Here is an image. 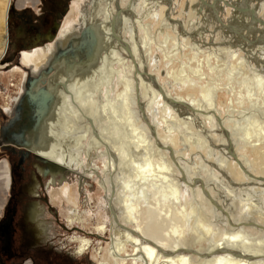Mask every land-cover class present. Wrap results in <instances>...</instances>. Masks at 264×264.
I'll list each match as a JSON object with an SVG mask.
<instances>
[{"label":"bare ground","instance_id":"bare-ground-1","mask_svg":"<svg viewBox=\"0 0 264 264\" xmlns=\"http://www.w3.org/2000/svg\"><path fill=\"white\" fill-rule=\"evenodd\" d=\"M85 1L72 2L69 14L62 26L60 25L61 28L59 27L58 41L65 43L80 26L91 22L99 38L100 48H106L109 61L117 65L115 70L112 68L109 72L105 71V74L101 72L94 74L83 80L78 87L73 85L74 87L67 88L72 90L67 92L68 99L78 98L81 104V107L79 105L74 107L73 128L75 129L77 124L76 118H79L81 120L79 127H83L82 139L87 143L90 141V144L88 150H85L86 146L83 148L85 158L79 160L76 153L78 163L68 158L66 165L75 172L74 182L79 184L82 191L87 193L85 185L88 180H92L104 192V200L99 203V209L104 211L107 222L96 225L94 234L102 235L109 230L110 238L102 249V254L98 252L91 257L95 264H264V128L252 127L254 124L250 122L246 137H243L246 140L240 141V138L238 147L232 132L234 129L232 125L236 128L237 121H232L233 117L226 122L223 119L225 122L223 128L220 118L223 116V110L221 112L218 109L222 108L218 103L219 94L223 91L226 93L227 90V93L232 95V92H235L232 85L234 81L242 85L237 95L246 93L240 96L243 97L241 101L238 99L237 105L248 102L254 106V102L261 97L264 100V79L261 78L259 69L250 63H254L253 50L258 48L254 49L251 46L249 49V46L247 48L246 44L241 42H237L236 46L219 48L217 54L207 53L204 63L198 62L199 58L197 59L199 74L191 75L185 68H181V74L184 75H180L179 79H175L176 82L169 84L170 80L166 78L170 79V66L177 60V55L182 53L181 49L186 47L175 41L178 22L175 15H181V10L180 12L176 10L181 5L179 0H118L117 3L115 0H95L91 2L92 7L88 0L86 14L82 11V6L80 7ZM211 1H217L215 7L212 4L210 8L214 11L217 23L229 29L230 27L223 22L222 15L232 12L227 8L233 7L235 2L231 4L232 1H229L228 4L224 0ZM256 1L263 6L264 0ZM186 3L188 26L187 29L186 26L184 30L182 29V32H185L182 35L184 41L187 40L188 43H185L189 44V51L195 60L199 55H205L203 50L205 46L198 44V39H206L208 32L206 29L201 30L204 27L199 29L197 25L195 26L193 20H203L204 16L207 17V12L211 10L207 9L205 12V6L209 7L212 2L186 0ZM258 3H253L249 7H259ZM9 4L10 0H0V60L8 46L6 20ZM249 7L245 11L249 12L246 20L241 19V22L253 25L252 27L259 26L261 28L258 31L264 32V26L252 19L250 10L254 9ZM105 8L106 14H103ZM242 8L238 7L237 10ZM118 10L120 14L117 17ZM259 10L257 14L254 12L255 16L264 21V7ZM73 13L77 14L75 18L71 16ZM232 14L233 19L240 18L241 15ZM206 17L204 21L207 20ZM113 19L115 24L111 28ZM148 19L163 27V37L160 38V35L159 43H156L158 38L151 35L154 33L151 32L152 27L145 23ZM195 28L199 30L194 33ZM8 37L7 30V43ZM153 45L155 49L151 47ZM53 49L54 46L48 44L42 48L22 52L21 56H18L20 62L18 58L16 65L21 64L30 68L32 73H37L46 65ZM222 51L228 55L226 60L222 59ZM244 51L246 56L242 53ZM182 57L185 58V55ZM212 57L223 62L221 66L231 67L225 71L227 74L224 77V83H227L224 85L225 90L217 84L221 82L219 73H222L223 69L221 66L211 65ZM165 63L169 64V69L165 67V76H162L160 68ZM190 66L188 68L191 70ZM24 69L27 76L32 75L29 69ZM204 69L209 71V75ZM237 72H240L239 81L236 80ZM23 74L24 80L25 73ZM101 76L109 81V90L102 80L103 77L98 80ZM196 76L212 83L208 95L202 94L200 96L202 99L198 100L192 97L197 89L194 78ZM88 81L92 87L89 91L82 87ZM111 103L116 113L113 119H109L107 111ZM116 115H119L120 122ZM180 116L185 117L183 120L189 121L191 127L200 122L202 126L199 127L205 131V127H208L211 133L214 130L210 127L214 128L216 121L227 144L218 145L223 149L214 152L216 147L211 143L214 146L213 150L210 149L209 156L213 157L214 162L217 161V157L219 158L217 153L223 154L225 158L222 157L214 165L205 157L202 158L204 163L195 164L191 161L192 163L186 164L177 150L180 131L175 132L173 127L177 126L176 121H182ZM100 117H104L106 121L102 123V127L106 124L111 126L104 130L107 136H102L97 131L96 121L100 125ZM112 124L114 126L116 124V128L121 132L122 138L118 143L113 142ZM89 131H92V134H89ZM161 131H165L163 136ZM217 135L214 132L210 137L214 141H219ZM193 136L194 134H191L183 141L191 144ZM197 136L193 137L195 146L202 147L203 141ZM206 147H202L203 150L206 151ZM51 157L55 158L56 155ZM206 164H211L216 171L204 166ZM219 175L228 180L224 182L225 186L220 182ZM215 178L217 180L219 178L221 184L218 181L216 183ZM78 192L80 194L81 191ZM85 192L84 201L88 203V193ZM51 196L57 197L67 205L65 215L68 224L78 222L82 226L86 212L78 209L79 199L74 184L73 186L69 183L62 184L51 193ZM232 208L237 210V215ZM258 236L262 237L257 238ZM74 240H79L80 245L73 254H84L90 244L89 240L79 238Z\"/></svg>","mask_w":264,"mask_h":264},{"label":"flooded vegetation","instance_id":"flooded-vegetation-1","mask_svg":"<svg viewBox=\"0 0 264 264\" xmlns=\"http://www.w3.org/2000/svg\"><path fill=\"white\" fill-rule=\"evenodd\" d=\"M72 2L73 0H40L37 11L26 10V8L12 9L10 13L14 21L12 27L15 26L17 35L22 36L23 40L16 50V64L22 52L42 48L48 44L54 46L52 54L54 53L55 44L59 42V27L61 28L69 14ZM47 20L50 21L48 27H46ZM16 23L21 24L18 29ZM8 26L7 16L6 46L8 45ZM21 26L25 28L24 31ZM79 29L75 34L79 32ZM24 39H30L32 43L27 45ZM51 41L54 42L49 43ZM97 41L99 42L98 37ZM108 57L107 49L99 47L92 60L85 62L87 66L83 67V70L74 68L66 69L68 72H65L61 64L56 71L49 73L44 84L35 86L33 98L20 99L26 87V73L18 96L9 107L0 108V158H4L2 160L4 162L0 165H4L7 169L4 180L7 190L0 204V264H85V261L86 264H95L88 253L86 256L75 255L73 254L75 250L72 252L71 245H67V234L84 233L83 228L68 224L65 218L67 205L53 198L51 193L62 184L69 183L72 186L74 184L79 199L78 209L82 210L86 204L84 191L79 188L78 183L75 184V172L71 170L72 168H68L66 161L69 158L70 161L77 162L76 153L79 155V160L85 158L83 148L86 146L85 150H88L90 141L87 143L82 139L83 127H79L81 123L79 118H76L77 124L75 129L73 128L74 107L78 105L81 107V104L78 98L68 99L67 92L72 90L67 88L79 85L94 74L100 72L105 74L112 68L115 70V65L109 61ZM20 67L29 69L32 75L36 74V72L32 73L28 67L21 64ZM102 77L109 90V81H106L104 76L99 77L98 80ZM82 87L88 91L92 88L89 81ZM42 88L44 90H41ZM38 92L42 93L41 98L37 97ZM43 94L46 95L43 96ZM74 94L75 92L72 96ZM107 111L109 119L115 118V107L112 103ZM68 112L70 114H67ZM116 117L120 122L119 115ZM99 122L100 125L96 121L98 133L107 136L104 130L111 126L106 124L102 127V123L106 122L104 117H100ZM117 130L116 124L113 125L111 131L114 132V143H118L122 138L121 132ZM89 134H92V131H89ZM52 155L56 157L52 158ZM74 167L76 168V165ZM91 183L94 182L87 181L86 186L91 188ZM78 191H81L80 194ZM109 232L108 237L92 233L88 235L101 238L106 244L109 241Z\"/></svg>","mask_w":264,"mask_h":264},{"label":"rangeland","instance_id":"rangeland-1","mask_svg":"<svg viewBox=\"0 0 264 264\" xmlns=\"http://www.w3.org/2000/svg\"><path fill=\"white\" fill-rule=\"evenodd\" d=\"M39 1L40 0H10V4H9V8L10 9L8 8L7 16H8V12L11 13L13 8L14 9H23V8H26V10H33L34 9L35 11H37V9L40 7L39 6ZM179 1H180L181 5H179L176 10H178L179 12L181 10V15H178V16L175 15V18L178 21L177 22V25H176L177 26V29H176L175 41L177 43H179L180 45H184L186 47L183 48V49H181V52L182 53H179V55H177V57H176L177 60L173 61L175 63L172 62V65L170 66L171 67L170 69H169V64H166L167 62L165 63V65L161 66V68H160V71H162V72H160L162 74V76L165 74V69H164L165 67L166 68L168 67V69L170 70V72H171V75L169 77L170 79L166 78L167 80H170V81H168L169 84L176 82L177 79H179L182 75H184L183 73L181 74V68H185L186 72L189 73V74L191 73V75H192V73L193 74L194 73H198L199 74V69H198L197 63L200 62V61L203 62V60H205V57H206L207 53L208 54L209 53H213L214 54V52H215V54H217L219 48H222V47L224 48V46H227L228 47L229 45L230 46H234V45L236 46L238 44L237 42H239V43L241 42V43L246 44L247 48L249 46V49L251 48V46L254 47V49L258 48L257 50H253L254 56H255L254 57V59H255L254 60V63H252V62H250V63L253 64L254 67H256V68L259 69V71H260L259 73H261V78L264 79V32L258 31V29L261 28L259 26L252 27L253 25H246L245 23H242L241 22V19L242 20H244V19L246 20V16H248L247 14H249V12H245V11L242 12L241 10H237L238 7H241L242 8V7H245V5L247 7H249V6H252L251 4H253V3L254 4H257L258 2L256 0L255 1L254 0H252V1L249 0L250 3H249L248 0H247V2H246V0H224L228 4H229V1H232V3L230 2L231 4H233V1H234L236 4L234 3V6L233 7H235V5H236L235 8L237 10L236 11L235 8H233L231 6V7L227 8V9H229L232 12H229V10H228L229 13H226L225 15H222L223 16L222 19L224 20L223 22L226 23L227 27L228 26L230 27L229 29L226 28L227 30L224 27H221V25L219 23H217L216 17L214 16V11H212V9H210L211 6H212V4H214V7H215V4H216L215 2H217V1H214L213 2L211 0H207V3H211L212 2L211 5H209V7L207 5L205 6L206 7L205 8V12H207L206 11L207 9L211 10L209 13L207 12V14H208L207 17H209L211 15L210 18H207L206 16H204V18L206 17V19H207L206 21H204V18H203V20L202 19L193 20V22H195V26L197 25L199 29H201L202 27H204L201 30L206 29L207 32H208L206 39H203V40L198 39L199 40L198 44L202 45L203 47L205 46L204 49H203L205 55H199L195 60H194L193 56L191 55V53L189 51V48H188L189 47V44H186V43H188L187 40L184 41V37L182 35V34H185V32H182V29L185 26H186L185 29H187V26H188V24H187L188 19L186 18L188 16L187 15L188 13H186L187 11L185 10L187 8V6H188V3H186V0H179ZM260 3H261V1H260ZM71 4H70V6H71ZM263 7H264V4H263V6H262V4H259V7H251V8L249 7V9H254L253 11L257 14V12L260 11L259 8L262 10ZM102 13L103 14H106V8L102 11ZM190 13H192V12H190ZM232 13H237V14L240 13L241 14V15L239 14L240 15L239 16L240 18L233 19V14ZM76 15H77L76 13L75 14L73 13L71 16H73L75 18ZM103 17L104 16H102V18ZM150 21L151 20L148 19V20H146L145 23L152 27V28L150 27L151 28V32L154 31V33L152 32L151 35H153L155 38H158L157 40L155 38L154 39L156 40V43H159L158 40H159L160 35H161L160 38L163 37V34H162L163 31H164L163 30V27L159 23H154L153 21H151V22ZM6 22H7V20H6ZM13 24H14V21L11 19V16L9 14V17H8L9 42H8L7 50H6L5 54L3 55L2 59L0 60V108H2V109H6L7 107H9L10 104H12V101L18 96L19 90H20V87H21V84L24 81L23 80V75H24L23 73L26 74L25 69L22 68V67H20V66H17L16 65V62H15L16 61V58H15V56H16V50L23 43V40L21 39L22 36H18L17 35V30H16L15 26L12 27ZM49 24H50V21L47 20L46 27H48ZM20 25H21L20 23H16L17 29L20 27ZM198 28L193 29V32L195 33L196 31H198L199 30ZM22 29H23L22 31L25 30L24 27H22ZM154 29H156V30H154ZM231 29H233V30H231ZM158 31H160V33H158ZM190 31L192 32V29H190ZM236 31H238V33ZM158 34H159V36H158ZM181 39H183V40H181ZM95 40H96V38L95 39L93 38V41H95ZM24 42L27 45H29V44L32 43V40H30V39H24ZM227 42H230V43L228 44ZM151 47L152 48L154 47V49H155V46L154 45L151 46ZM206 48H208V49H206ZM182 50H184V51H182ZM216 51H217V53H216ZM245 51L242 52V53H244V56L247 55ZM154 53L157 54L158 57L160 58V55L156 51H154ZM87 54L88 53H83L82 54V57H79V60L81 59V61H82V60H84L85 57H87V58H89L88 61H90L92 59L91 58V55L88 57ZM181 54L183 56L185 55V58L182 57ZM221 55H222V59H225V60L228 57V55H226V53L224 51H222V54ZM240 55H241V52H240ZM156 60H157V58H156ZM189 60H191V61H189ZM215 60H214V57H212V60H211L212 62L210 61L211 62V65L220 67L223 62H221L220 60H217V59H215ZM73 63H77L76 60H74ZM255 63L257 65H255ZM183 64H186V66L184 67ZM188 66L192 67V69H191L192 71L190 70V68H188ZM195 66H197V67H195ZM227 67L228 68H231L230 65L227 66ZM14 68H19V70H15ZM114 68L117 69V65ZM220 68L223 69V72L222 73H219V76H221L222 78L221 77L219 78V81H221V82H219L217 84L220 87H222L223 90H225V88H224L225 86L224 85H227V83H224V77L227 75L225 71H227L226 69H228V68H225L223 66H221ZM193 69L194 70L197 69V70L194 71ZM188 70H190L191 72L188 71ZM205 70L206 69H204V72L209 75V71H205ZM178 74H179V76H178ZM175 76H176V78H175ZM237 76L238 77L236 78V80L239 81L240 72H237ZM171 77H173V78H171ZM194 78L197 80V81L195 80L197 89H196L195 95L192 96V97H193V99H197V100L198 99H202L200 96L202 94L204 96L205 95L206 96L208 95L207 93L211 89L212 83L209 82L208 80L205 81V79L204 80L203 79H200L199 76L198 77L196 76ZM214 78H215V76H214ZM232 85L235 88V92L236 93L235 92L234 93L232 92V95H231V93H229V94L227 93V90H226V93L224 91H223L224 93L221 92L219 94V96H218V103L221 105L222 108H218V107L217 108L220 109L221 112L223 110V112H222L223 113V116L220 117L221 118V122H223V124L221 123V126L223 128H224L225 122L228 121V119H231L233 117L231 120L232 121H235V122L237 121V125H235L236 128L232 125V127L234 128V129H232V132H233L234 140L237 142V146L239 147L240 141L246 140L243 137H246L245 135L247 134L246 132H247V130L250 127V122H252V124H254L252 127L259 126L258 128H261V127L264 128V120H263L264 119V100L261 97L257 102H254V104H255L254 106H251V104L248 103V102H244L243 105H237L236 103L238 102V99L241 101V98L246 93L243 92L241 94L243 96L240 97L241 95L240 94L237 95V94H238V91H239L240 87L242 88V85L241 84H237L235 81L232 83ZM177 93L178 92H175V94H177ZM178 94H180V93H178ZM44 95H46V94H43V96ZM40 96H42V93L41 92H38L37 97L38 98H41ZM203 104H204V102H203ZM253 112H254V114H253ZM183 116H185V115H183ZM183 116H180V118H182V121H180V122L176 121L177 126H173V127H175L174 128L175 132L177 130L180 131V134H178V148H177V150L180 151V156H182V158L186 161V164H188L187 162H189V163H192L193 162L195 164L196 163H204L203 162V159H202L203 157L207 158V160H210L212 165H214V163L216 164L217 161H220L222 159V157H224V156H222L223 154H218V153L216 154L220 158L219 159L217 157V161L215 160L216 162H214L213 157H210L209 156L210 155L209 153L211 152L210 149L213 150V146L214 145L216 147V148L214 147L215 148L214 149V152H216V151H220L221 149H223V147H220L221 144L222 145L227 144L226 143L227 141L221 135V132L222 131L218 127V123H216V121H215L216 126H214V128L213 127H210L211 130H214L212 133L215 132L216 134H218L216 137H218L217 139L219 141H214V139H212V137H210V134L212 135V133H211L210 130H208L209 129L208 127L207 128L205 127L206 131L204 129H201L202 127H199V126H202V125L200 124L199 121H198L199 122L198 123L199 125L198 124H195V126L191 127L190 126L191 124H190L189 121L183 120L185 118ZM238 116H239L240 119L242 117V119L241 120L238 119ZM223 119H224L225 122L222 121ZM253 119H255V121H253ZM238 120H240V121H238ZM171 122H173V121H171ZM163 126H166V125L163 124ZM186 127H188L187 130H186ZM258 128H257V130H258ZM145 129H147V128H145ZM237 129H240V130H237ZM203 130L205 131V134H204V131ZM244 131H245V134H243ZM161 134L163 136L165 134V131H161ZM191 134H194L193 137H196L198 135L197 137L202 139V141H203V146L202 147H204V146L206 147L207 146L206 147V151L203 150V148L201 147V145L200 146L199 145L198 146L197 145L195 146V143H194L195 141L193 140L194 139L193 137H191L192 139L190 140L191 141V144L189 142H188L189 143L188 144V143H185L183 141L184 139H187L188 136L190 137ZM203 135L205 137L208 135L207 136L208 139H207V137L205 138ZM240 138H241V140L239 141ZM208 140H211V141H208ZM209 142H210V144H209ZM193 143H194V145H193ZM211 143L214 144V145H212ZM134 144H135V142H134ZM218 145H220V146H218ZM249 154H250V156H252L251 153H249ZM2 160H4V158H0V164H2L4 162ZM97 164H98V166H101V164H99V163H97ZM211 164H208V165L206 164L204 166H206L207 168H209L211 170H214V172H215L216 169ZM6 170L7 169H6V167L4 165L3 166L0 165V204H1V200H2L5 192L7 190V185H6L5 181H4L5 180V177L7 175ZM212 173H213V171H212ZM218 180H219V178H218ZM218 180H217V178H215L216 183H217ZM220 180L219 181L222 182L223 183L222 185H224V186H225V183L228 181L227 179H225L224 177H221V176H220ZM90 181H92V180H90ZM220 182H219V184H221ZM91 184H92V187L91 188H89L88 186H86L87 184L85 185V189H86V191H87L88 194L85 191L84 192H85V194H87V199H88V203L89 204L86 203L83 206L82 210H81L83 213L86 212V214L84 215V221L82 223V226L78 222H73L72 225L70 224V226H80L81 228H83V232L84 233L76 232L74 234H67L68 240L66 241L67 242V245H71V248H72L71 251L73 252L80 245L79 240H74L75 238L76 239L79 238V239L89 240L90 244L88 246V250L85 251V253L83 255H81V256H86L87 253L90 256L96 255V253H98V252L100 254H102V249L105 247V242H104L103 239L96 238L95 236L88 235V233L94 234V228L96 227V225H98V224H100L102 222H107L106 217H105V214L103 213L104 211L101 210V209H99V203L100 202H103V200H104L103 199L104 192L101 190V188L97 184H95V182L94 183H91ZM235 189H236V187H235ZM89 190H90V192H89ZM58 200H60V199H58ZM232 211L234 212V214L237 213V210H235L234 208H232ZM65 218H66V215H65ZM252 234L254 235L255 233H252ZM100 236L108 237L107 230H106V233H104V234H102ZM259 237H262V236H258L257 238H259ZM81 258H83V257H81ZM84 263L86 264V261Z\"/></svg>","mask_w":264,"mask_h":264},{"label":"water","instance_id":"water-1","mask_svg":"<svg viewBox=\"0 0 264 264\" xmlns=\"http://www.w3.org/2000/svg\"><path fill=\"white\" fill-rule=\"evenodd\" d=\"M89 1H90V6L92 7L91 2H94L95 0H89ZM89 1H86L81 7L84 13L86 12L85 10L87 8ZM117 1L118 0H115L116 3ZM240 10L243 12L247 11V7H243ZM250 11H251L252 19L256 22H259L261 25L264 26V21L257 19L253 10H250ZM119 14H120V11L118 10L117 17L119 16ZM114 24H115V21L113 19L111 21V26H112L111 28H113ZM96 36L97 35L95 33L93 26L87 22V24L85 23L84 26L80 27L79 32L77 34L70 36L65 42V44L62 45L59 42H56L55 52L49 58L46 66L44 68H41L35 75L28 74L25 80L26 87L20 99L33 98L35 86H37L38 84H44L49 73L52 71H56L60 67L61 64L63 65V69H62L63 71L66 69L73 70L74 68L83 70V67L87 66L85 62L89 58L85 57L84 60L81 61V59L79 60V57H82L83 53H88L87 54L88 57L91 55V58H92L94 53L98 52L100 43L97 41ZM93 38L94 39L96 38V40L93 41ZM127 52H129L128 49H127ZM74 60H76L77 63H73ZM68 70H66L65 72H68ZM41 90H44V89L42 88Z\"/></svg>","mask_w":264,"mask_h":264}]
</instances>
